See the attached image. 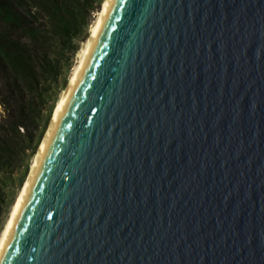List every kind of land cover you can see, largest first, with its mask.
Returning a JSON list of instances; mask_svg holds the SVG:
<instances>
[{
    "label": "water",
    "instance_id": "1",
    "mask_svg": "<svg viewBox=\"0 0 264 264\" xmlns=\"http://www.w3.org/2000/svg\"><path fill=\"white\" fill-rule=\"evenodd\" d=\"M0 264H264V0H105Z\"/></svg>",
    "mask_w": 264,
    "mask_h": 264
},
{
    "label": "trees",
    "instance_id": "2",
    "mask_svg": "<svg viewBox=\"0 0 264 264\" xmlns=\"http://www.w3.org/2000/svg\"><path fill=\"white\" fill-rule=\"evenodd\" d=\"M103 1L0 0V60L6 67L1 73L8 91L24 99L22 113H28L23 121L16 120L3 96L1 76L4 117L0 121V214H6L14 205L16 195L7 202L6 189L20 171L19 188L22 185L59 94L66 89V75L61 84L58 80L63 66L60 55L69 51L75 56L79 43L88 36L92 15ZM37 44L52 47L55 61H48L46 52L33 50Z\"/></svg>",
    "mask_w": 264,
    "mask_h": 264
},
{
    "label": "rangeland",
    "instance_id": "3",
    "mask_svg": "<svg viewBox=\"0 0 264 264\" xmlns=\"http://www.w3.org/2000/svg\"><path fill=\"white\" fill-rule=\"evenodd\" d=\"M100 9H101V6H100ZM100 9H99V10H100ZM99 10H97V11L94 13V15H92L90 28H91V26L94 24V22L96 21ZM89 33H90V30H89ZM89 33H88L87 38H86L83 42H80V43H79V46H78V47H79V50H78V52L75 54V56H74V55L72 56L71 53H70L69 51H66V52H64V53H63V52L61 53L59 59L61 60V63L63 64V66H62V74L60 73V77H59V79H58L60 84H61V80L63 79V77L66 75V77H67V86H68L69 80H70V78H71V76H72V74H73V70H74V68L76 67V65H77V63H78V61H79V58H78L79 52L84 48V46H85V42L87 41V39H88V37H89ZM19 36H20V34H19ZM32 49L35 50V51H39V52H42V51L46 52V54L48 55V61H51V62H52V61H55V59H56V57H57V55L55 54L54 49H53L52 47H47V46H44V45H41V44H37V45L32 46ZM4 65H5V64H3L2 61L0 60V77L2 76L1 70L4 71L5 68H6V67H4ZM68 66L70 67L69 70H67ZM2 77H3V76H2ZM2 77H1V81H2V87H1V88H2V92H3V96L5 97V100L8 101V104H9L10 108L12 109V113L16 115V117H15L16 120H17L18 122L23 121V120H24V117H25V114L28 115V113H25V114L22 113V108H23V101H24V99H23L22 97H19V98L14 97V96L8 91V88H7V87H8V86H7V82H6V80H4L5 78H4V77L2 78ZM67 86H66V89H67ZM56 89H57V87L55 86V87H54V90H56ZM66 89H65V90H66ZM65 90H64V91H65ZM64 91H61V92H60V94H59V98H58V101H59L60 98L62 97ZM50 103H51V101L47 104V106H48ZM45 108H46V107H45ZM2 111H3V108H2V106H1V104H0V121L3 120V117H4ZM51 118H52V117H51ZM50 121H51V119H50ZM50 121H49L47 127L45 128V132H44V136H43V138L45 137V134H46V132H47V130H48V127H49ZM26 122H27V121H26ZM27 126H30V124L28 123ZM43 138H42V141H43ZM42 141H41V142H42ZM41 142H40V144L38 145V148L40 147ZM38 148H37V151H38ZM37 151H36V153H37ZM35 155H36V154H35ZM33 158H34V157H33ZM33 158H32V160H31L30 167H31V164H32ZM30 167H29V170H28L27 176H28V174H29ZM21 173H22V171H20L19 174H16V175H15L13 183L10 184V186L6 189V194H7V198H6V200H7V202L11 201L12 197L14 196V194L16 195V198H15V200H16L17 197H18V195H19V192H20L21 189H22V186H23V184H24V182H25L27 176H26V178L24 179L22 185H21L20 188H19V182H20V176H21ZM18 176H19V177H18ZM15 200H14V203H15ZM11 209H12V208H10V211H8L6 214L4 213V211H3L2 214H0V236H1V231L3 230V228H4V226H5L6 222H7V219H8V217H9L10 212H11Z\"/></svg>",
    "mask_w": 264,
    "mask_h": 264
},
{
    "label": "bare ground",
    "instance_id": "4",
    "mask_svg": "<svg viewBox=\"0 0 264 264\" xmlns=\"http://www.w3.org/2000/svg\"><path fill=\"white\" fill-rule=\"evenodd\" d=\"M104 3H105V0L103 1L102 6H101V9H100L99 12H98V16H97L96 21L94 22V24H93V25L91 26V28H90L89 37H88L87 41L85 42V46H86V44H87V42H88V40H89V38H90V36H91V34H92V32H93V30H94V28H95L97 22H98L99 16H100L101 11H102V8H103V6H104ZM85 46H84V48H85ZM84 48L79 52V55H78V58H79V59H80V57H81V55H82V53H83V51H84ZM76 66H77V65H76ZM75 69H76V67H75L74 70H73V74H74ZM73 74H72V76H73ZM72 76H71V78H72ZM71 78H70V80H69V83H70V81H71ZM69 83H68V86H69ZM68 86H67V88H68ZM66 90H67V89H66ZM66 90L64 91L62 97L60 98V100L57 102V104H56V106H55V109H54V112H53V115H52V119H53V117H54V115H55V113H56V111H57V109H58V107H59V105H60V103H61V100H62V98H63V96H64ZM52 119H51V121H50V124H51V122H52ZM50 124H49V126H50ZM48 128H49V127H48ZM45 135H46V134H45ZM43 140H44V138H43ZM42 143H43V141L41 142V145H42ZM41 145H40V147H41ZM40 147L38 148V151H39ZM38 151H37V153H38ZM37 153H36V155H37ZM36 155H35L34 158H33L32 164H33V162H34V159H35ZM32 164H31V167H32ZM31 167H30V169H31ZM26 179H27V178H26ZM25 181H26V180H25ZM24 184H25V182H24ZM24 184H23V186H24ZM23 186H22V188H23ZM21 191H22V189H21ZM21 191L19 192V195H20ZM19 195H18L17 199L15 200V203H14V205L12 206V209H11V212H10L9 217H8V219H7V222H6V224H5L4 228H3V230L1 231L0 240H1V237H2V235H3V233H4L5 228H6V226H7V223H8V221H9V219H10V216H11V214H12V212H13V209H14V207H15V205H16V202H17V200H18V198H19Z\"/></svg>",
    "mask_w": 264,
    "mask_h": 264
}]
</instances>
